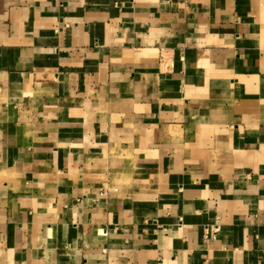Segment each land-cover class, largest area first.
Instances as JSON below:
<instances>
[{"label":"crops","instance_id":"0c3cea01","mask_svg":"<svg viewBox=\"0 0 264 264\" xmlns=\"http://www.w3.org/2000/svg\"><path fill=\"white\" fill-rule=\"evenodd\" d=\"M0 264H264V0H0Z\"/></svg>","mask_w":264,"mask_h":264},{"label":"built area","instance_id":"2783aa9c","mask_svg":"<svg viewBox=\"0 0 264 264\" xmlns=\"http://www.w3.org/2000/svg\"><path fill=\"white\" fill-rule=\"evenodd\" d=\"M206 237H209V235H206ZM212 237H213V238H215V237H216V234H215V235H213Z\"/></svg>","mask_w":264,"mask_h":264}]
</instances>
